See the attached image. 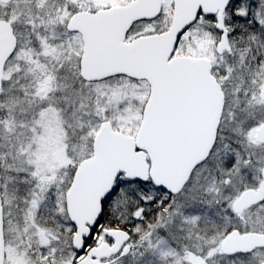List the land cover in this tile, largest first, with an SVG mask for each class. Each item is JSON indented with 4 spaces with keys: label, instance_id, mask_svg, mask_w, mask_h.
Masks as SVG:
<instances>
[{
    "label": "snow or ice",
    "instance_id": "6c2138e0",
    "mask_svg": "<svg viewBox=\"0 0 264 264\" xmlns=\"http://www.w3.org/2000/svg\"><path fill=\"white\" fill-rule=\"evenodd\" d=\"M0 264H264V0H0Z\"/></svg>",
    "mask_w": 264,
    "mask_h": 264
}]
</instances>
